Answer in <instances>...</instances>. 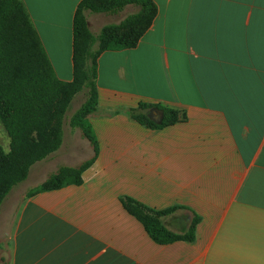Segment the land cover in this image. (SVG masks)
Segmentation results:
<instances>
[{
  "label": "crops",
  "instance_id": "1",
  "mask_svg": "<svg viewBox=\"0 0 264 264\" xmlns=\"http://www.w3.org/2000/svg\"><path fill=\"white\" fill-rule=\"evenodd\" d=\"M23 1L56 77L73 82L82 0ZM151 1L136 48L99 58L95 163L82 185L30 199L12 264H264V0ZM157 106L177 122L160 128ZM81 140L83 153L65 140L59 168L92 158ZM126 198L176 234L198 217L195 241L156 243Z\"/></svg>",
  "mask_w": 264,
  "mask_h": 264
},
{
  "label": "trees",
  "instance_id": "2",
  "mask_svg": "<svg viewBox=\"0 0 264 264\" xmlns=\"http://www.w3.org/2000/svg\"><path fill=\"white\" fill-rule=\"evenodd\" d=\"M130 7L137 12L120 24L106 27L98 36L91 32L89 14L117 16ZM157 13V6L151 0H82L74 18V81L66 83L56 77L24 1L0 0V122L10 139L9 152L0 147V206L14 187L26 181L35 164L51 159L63 147L67 125L81 131L92 147V158L79 168H59L40 187L32 190L29 198L70 185H82L83 173L99 155L98 140L88 120L98 105L99 58L105 52L136 48ZM13 24L21 26L22 35L28 36L30 32L35 35L45 61L40 66L44 67L42 70L30 69L32 67L27 64L19 65L9 53L7 40ZM97 43L99 50L93 53L92 48ZM79 93H85V101L68 120L69 105ZM157 108L165 114L160 128L177 122L175 111L160 106ZM123 204L143 223L156 243L168 245L195 241L196 226L200 221L198 217L193 219L186 232L176 234L155 217L143 216L141 211H151L134 200L126 198Z\"/></svg>",
  "mask_w": 264,
  "mask_h": 264
},
{
  "label": "rangeland",
  "instance_id": "3",
  "mask_svg": "<svg viewBox=\"0 0 264 264\" xmlns=\"http://www.w3.org/2000/svg\"><path fill=\"white\" fill-rule=\"evenodd\" d=\"M136 12L137 9L130 7L117 16H109L106 14H89L88 18H90L93 23L91 32L98 36L106 27L110 25H118L129 15ZM7 47L9 49V53L15 58V60H17L19 65L20 63L27 64L32 67L30 69L37 71L44 68H40L41 65L45 64V61L35 35L31 32L28 36L22 35V28L19 24L11 25L7 40ZM98 50L99 43L94 45L92 52L95 53ZM84 101L85 93H79L72 98V102L70 103L67 110L68 120L81 107ZM59 107H61V105H59ZM69 128L70 127L68 125L65 128L66 132L64 134V142L65 140L71 142V146L73 145L74 147L82 150L81 152L83 153L84 149L83 145H81L83 141L81 139L84 137L81 138L74 135L73 132L69 130ZM0 147L6 153L10 150V139L1 122ZM59 156L61 155H57L55 153L51 159L35 164L30 169L29 176L26 181L14 187L0 206V264H12L14 238L23 210L31 199L29 198V193L46 182L52 174L56 173L57 169L60 167V164L65 162L64 160L58 161ZM141 213L143 216H157V214L153 212L147 213L141 211Z\"/></svg>",
  "mask_w": 264,
  "mask_h": 264
}]
</instances>
